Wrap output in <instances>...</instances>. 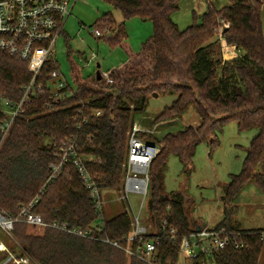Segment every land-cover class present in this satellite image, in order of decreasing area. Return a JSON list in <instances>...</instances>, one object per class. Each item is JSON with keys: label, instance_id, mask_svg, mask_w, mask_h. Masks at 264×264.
I'll use <instances>...</instances> for the list:
<instances>
[{"label": "trees", "instance_id": "trees-1", "mask_svg": "<svg viewBox=\"0 0 264 264\" xmlns=\"http://www.w3.org/2000/svg\"><path fill=\"white\" fill-rule=\"evenodd\" d=\"M103 1L121 10L125 20L138 17L151 21L152 37L139 50L133 49L125 22L118 23L112 14H104L95 27L114 26L116 32L106 41L127 54L120 67L111 70L113 82L83 77L74 66L75 85L67 87L72 95L55 97L49 73L60 69V65L48 61L37 79L43 83L45 93L23 105L7 135L0 129V212L15 216L20 206L40 195L33 211L46 223L89 229L94 237L51 226L31 232L26 222H16L12 233L19 253L29 255L34 264H149L125 250L139 243L127 241L133 221L126 206L110 216L106 207L100 210L74 160L55 177L51 175L58 163L60 144L73 140L93 186L106 194L120 191L126 175L129 130L136 116H149L151 94L169 92L176 93L175 99L149 124L180 119L191 105L196 108L199 122L149 136L160 145V151L148 172V195L153 201L150 214L156 231L146 233L144 240L159 241L160 262L178 263L180 240L194 227L184 195L166 191L170 157L176 156L188 165L198 145L207 143L213 150L219 144V132L235 121L240 131L256 129L257 134L245 148L241 171L232 174L223 189V218L216 225L239 232L235 237L245 246L227 247L208 262L264 264V228H242L232 219L236 202L246 189L254 187L264 196V2L231 0L222 7L209 3L201 15L192 10L193 22L181 28L175 15L182 0ZM223 22L229 26L223 27L221 36L239 51L231 60L223 59L219 36ZM32 77L27 62L0 50V124L9 118L7 109L11 107L6 108L2 98L20 103ZM171 229L177 232L175 241ZM0 254V261L8 258L7 252ZM203 259H195L192 264H204Z\"/></svg>", "mask_w": 264, "mask_h": 264}, {"label": "rangeland", "instance_id": "rangeland-1", "mask_svg": "<svg viewBox=\"0 0 264 264\" xmlns=\"http://www.w3.org/2000/svg\"><path fill=\"white\" fill-rule=\"evenodd\" d=\"M191 1L182 0L180 10L175 15V20L181 28H186L188 24L193 22ZM230 1L216 0L213 4L222 7L230 4ZM262 1L264 2V0ZM106 13L112 14L118 23L125 22L126 34L133 49L139 50L143 42L153 35V23L149 20H142L138 17L125 20L121 10L103 0H77L73 6L72 14L66 20L65 32L57 40L56 54L52 58L53 61L58 62L59 70L69 83H73V75L77 72L74 71V66L81 76H94L99 68H97V63L90 59L93 54L99 58L101 71L116 69L126 60L127 54L124 49L121 47L112 48L106 41L116 32L114 26L108 24L107 27H98L101 32L107 33L100 39L92 33L96 20ZM103 23L106 24L107 22L102 21ZM228 26V23H222L219 28V36L222 35L223 27ZM175 97L176 93L169 92L151 94L147 107V115L149 116L148 118L144 115L136 116L137 125L142 128L150 125L152 116L156 115L164 106L171 104ZM198 122L199 116L196 108L191 105L182 118L175 119L167 125L161 124L159 126L161 129L156 133L161 135L167 131H178L187 125H196ZM256 134V129L240 131L237 123L231 121L219 132L218 146L211 150L207 143H201L196 149L192 162L188 165L184 166L176 156L170 157L165 178L166 191L170 194L182 193L185 195V206L192 224L194 221L199 223L204 220L209 226H214L222 220L223 189L230 181L231 175L241 171L246 156L245 148ZM119 196V191L107 192L105 196L106 205L104 206L106 213L110 216L122 211L126 206L132 217L139 215L141 225L151 230L152 216L148 206L149 195L144 199L139 194L131 193L129 195L130 202L121 201ZM232 219L234 224L242 228L264 226V196L254 187L246 189L236 202ZM42 229L28 227L31 232H40ZM2 239L10 247V250L19 252L20 248L14 241V236L10 238L7 235H2ZM184 261L182 258V264H185ZM4 262L0 261V264H10ZM30 264L34 263L31 262ZM209 264L215 263L211 261Z\"/></svg>", "mask_w": 264, "mask_h": 264}, {"label": "built area", "instance_id": "built-area-1", "mask_svg": "<svg viewBox=\"0 0 264 264\" xmlns=\"http://www.w3.org/2000/svg\"><path fill=\"white\" fill-rule=\"evenodd\" d=\"M77 0H0V50L17 57L21 61L29 64V71L33 77L31 82L24 87L23 98L18 104H12L9 100L2 98L3 104L9 112V118L2 124L0 129L4 135H7L13 125L14 119L22 110L23 105L32 102L34 98L45 93L42 82L37 81L43 66L56 54V44L59 37L65 32V23L72 14L73 6ZM96 38L107 35L97 27L92 31ZM98 64L99 58L93 54L90 58ZM98 68V67H97ZM50 87L53 96L62 98L72 95L73 91L67 89L69 85H75V74L73 83H69L59 69L52 70L50 73ZM97 71L93 77H96ZM101 79L107 82H113L111 70L101 71ZM101 112L98 111L99 115ZM173 121V120H171ZM161 121L155 125H147L142 128L136 121L129 130L128 156L125 163L126 175L123 188L119 191L118 197L121 201L130 202L131 193L139 194L146 199L149 190V166L152 159L160 151L154 139L150 135H157V131L162 125L171 122ZM149 142L155 144L154 147L148 145ZM58 163L53 166L52 177H55L61 168L70 160L79 166L82 177L85 179L87 188L91 189L92 196L95 199L97 207L102 210L106 205V193L100 192L91 182L85 167L82 164L83 158L78 154L76 143L73 140L62 142L60 144ZM40 200V195H36L28 204L22 205L15 216L7 217L0 212V253L7 252L8 258L4 263L12 264H30L31 258L23 253H16L10 250V247L3 241L2 235L13 238V228L16 222H26L32 227L44 228L51 226L67 233L82 237H92V231L79 228H71L63 223H46L40 214L33 211ZM129 211V209H128ZM133 214L135 215L134 211ZM133 229L127 236V241L133 243L139 241L135 246L125 248L128 255L135 256L149 264H164L158 258V240H144L146 233L156 231L153 219L151 217L150 227L141 225L140 216L132 217ZM166 224V222H165ZM153 229V230H152ZM173 240H176V231L170 230ZM228 230L227 227L217 225L200 226V229L194 228L190 235H185L180 240V253L177 264H182L183 258L185 264H192L195 259H201L204 264H209L208 259L227 247L237 249L243 248L245 242L237 239L236 235ZM94 237V236H93ZM261 241L264 243V230L261 232ZM115 246H120L117 242ZM205 260H207L205 262Z\"/></svg>", "mask_w": 264, "mask_h": 264}, {"label": "crops", "instance_id": "crops-1", "mask_svg": "<svg viewBox=\"0 0 264 264\" xmlns=\"http://www.w3.org/2000/svg\"><path fill=\"white\" fill-rule=\"evenodd\" d=\"M215 1L216 0H192L191 1L192 10H194L196 13L201 15L202 13H204L207 10L208 4L213 3ZM230 3H231V1H230ZM221 44H222V52H223V59L224 60H231V59L235 58L236 56H238L239 51H237L236 47L232 46V45H228L226 40L222 36H221ZM154 116H152V118ZM184 199H185V195H184ZM192 225L194 228H198L200 226H205L208 224L204 220H202L199 223L194 221ZM261 227L263 228L264 226H261ZM254 228H257V227H254Z\"/></svg>", "mask_w": 264, "mask_h": 264}, {"label": "water", "instance_id": "water-1", "mask_svg": "<svg viewBox=\"0 0 264 264\" xmlns=\"http://www.w3.org/2000/svg\"><path fill=\"white\" fill-rule=\"evenodd\" d=\"M97 67H98L99 69H97V74H96L97 76H96V78H97V79H101L102 75H101V70H100V64H98ZM156 95H157V94H156ZM148 145L151 146V147H154V146H155V144H154L153 142H149ZM165 196H167V195H165ZM148 206H149V210H152V207H153V201H152L151 199L148 200ZM197 229L199 230L200 227H198Z\"/></svg>", "mask_w": 264, "mask_h": 264}]
</instances>
